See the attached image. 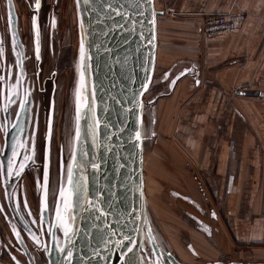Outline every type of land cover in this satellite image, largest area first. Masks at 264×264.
<instances>
[{
	"label": "water",
	"instance_id": "obj_1",
	"mask_svg": "<svg viewBox=\"0 0 264 264\" xmlns=\"http://www.w3.org/2000/svg\"><path fill=\"white\" fill-rule=\"evenodd\" d=\"M78 7L86 37L82 69L87 104H79L82 112L77 127L81 140L75 142L73 156L78 163L72 160L71 174L77 183L81 175L78 168L85 166V184L82 200L75 205L76 216L71 221L68 207L65 210L72 185L60 186L59 193L63 191L65 197L59 195L51 218L48 184L45 197L43 183L39 225L45 234L40 239L26 221L19 219L12 197L17 192L14 183L23 172L16 175L19 156L9 167L13 150L21 153L14 142L4 144L0 157L5 199L20 228L45 251L47 264H130L132 253L128 249L133 247L135 264H143L145 232L157 249L146 225L143 121L144 98L155 80L158 18L162 13L155 0H81ZM178 79L179 76L172 80L170 90ZM7 151L11 154L8 159ZM49 168L47 146L44 174L48 180ZM71 200L73 207V194ZM18 243L30 264H35L25 242ZM161 251L172 264H181L171 253Z\"/></svg>",
	"mask_w": 264,
	"mask_h": 264
},
{
	"label": "crops",
	"instance_id": "obj_2",
	"mask_svg": "<svg viewBox=\"0 0 264 264\" xmlns=\"http://www.w3.org/2000/svg\"><path fill=\"white\" fill-rule=\"evenodd\" d=\"M155 5L162 13L157 65L170 68L165 79H179L169 95L154 101L153 93L154 130L147 133L174 139L173 145L165 142L169 137L164 144L157 139L164 158L165 147L179 144L177 165L181 158L191 171L175 176L166 166L167 185L173 188L182 179L190 193L184 195L195 206L212 203L211 235L215 230L223 235L226 223L227 241L264 245V0H155ZM235 12L248 17L238 29L217 37L200 33V16ZM184 158L195 161L204 186ZM0 264L10 263L0 258Z\"/></svg>",
	"mask_w": 264,
	"mask_h": 264
},
{
	"label": "rangeland",
	"instance_id": "obj_3",
	"mask_svg": "<svg viewBox=\"0 0 264 264\" xmlns=\"http://www.w3.org/2000/svg\"><path fill=\"white\" fill-rule=\"evenodd\" d=\"M18 3L20 9H23L25 14L26 25H28V23L29 25L31 24V28H33L32 32H34L33 26L35 25L40 29V49L42 52V54L39 53V56H42V63L40 61L37 66L32 61L35 55L33 42H26L28 46L25 48L27 57H31V59L30 66L26 63V66L23 67V72L26 76L33 77L36 72L40 70V74L43 76L44 80L43 83L39 84L35 89V95H37V97L34 96L35 105L38 104V107L45 113L44 111H47L46 107H53L52 102L50 104L53 96L56 109V115L54 116L56 135L54 132L53 146L56 147L58 153L60 151V154L63 149L65 156L63 159L66 166L64 175L62 179H58L60 162L58 157L55 158L58 156V153L54 148L52 168L53 181L52 189L49 193L50 215L51 218H53L59 197L60 186L63 184L64 187H66L68 166L70 163L73 164L72 160L75 153L77 120L79 121L82 112L79 104L83 107L87 104L84 74L83 84L81 78L83 73L82 65L84 64V59H81V46L83 43L85 58L86 37L84 35L77 0H41L38 10L35 7V0H20ZM0 6L4 13V0L0 1ZM199 30L200 33H203L200 25ZM40 63L41 67L39 66ZM168 71H171L168 67L163 68L159 64L156 66L154 83L144 98L145 122L143 121V132L146 130V134H143V150L144 192L147 211L146 225L148 226L150 236L153 238V242L157 249L155 250L148 233L145 232L141 249L143 264H172L164 257L161 250L171 253L181 264H264V245L242 244L235 239H232L235 240L232 243L227 241L226 223L223 225V227H225L223 235L222 230H215V233L211 235L212 227H215L210 217V213L214 209L212 203H209L207 205L208 207L204 208L198 203L194 206L190 204V202L188 203L175 197V192L182 193L181 195L185 197L188 196L184 195V193L190 194L185 186H182L184 182L182 179L179 180L178 184L174 185L173 188L167 185L169 181L167 179V173L164 171L166 166L168 173L173 172L175 176L181 174L180 172L184 175L191 172L190 169H186L181 158L177 165L178 158L176 155L179 154H176V150L181 152V146H179V144H177L178 147L173 146L174 148L172 149H167L165 147L164 158V147H159L157 139L164 144L163 141L169 136L155 137L152 135L149 136L150 133H147L148 131L151 132L152 129L154 130V127L151 128L152 122H150V111L152 107L149 106L153 93L156 92L157 99L155 98L156 100L154 99V101H157L160 97L167 96L172 92L170 90L172 79H165ZM176 71L177 70H173V75H177L178 71ZM51 78H53L55 85H52L53 81H51ZM161 80L164 82V88L158 92ZM11 103L12 107H19V102L14 103L13 98L11 99ZM167 122L171 123V116L170 119H167ZM176 122L177 121H174V124H176ZM46 124L47 122L42 126V135L46 130ZM2 137L3 134L0 135V143L4 147L5 142ZM44 140L43 138L42 141H13L15 144L18 143L21 152H23L25 146H32V151L29 154H31L32 160H34L35 163L33 164L29 161H27V163H29L30 166L33 164L32 169L36 174V167H41L42 164L40 163L41 160H39V157L43 154ZM173 141L175 140L169 137L165 142H168L169 145L172 143L173 145ZM1 145L0 157L2 154ZM184 160L185 162L187 161L186 163L193 166L195 178L198 180L199 184H203L204 186L205 181L200 174H197L199 169L195 166V161L193 159L187 160L186 158H184ZM174 164L175 166L172 167ZM71 171L73 173V165H71ZM23 178L26 192L20 190L19 193H14V202L21 211L27 225L33 229L38 237H42L44 231H42L39 225L40 194L37 192V195H35L36 179L34 175L32 176L28 173L24 175ZM190 178L192 180L194 177ZM55 180H57L58 183H56ZM17 182L18 180L16 179L14 187L17 185ZM58 184L60 185L56 188ZM65 189L66 188H64V190ZM22 190H24V188H22ZM207 192L209 194L206 192L204 193L213 198L212 193L210 191ZM54 198L55 206L53 204ZM74 201L75 199L73 200V207L72 205L68 206L71 221L72 218L74 220L76 214L75 205L77 206V204L76 201L74 204ZM220 211L222 212L223 209ZM202 215L204 217H202ZM66 217L69 219L67 211ZM198 221H203L210 227L211 231H209V236H207V232L204 231ZM216 226V229H218V227H220L219 223L216 224ZM69 227H71V224H69ZM18 240L25 242L35 264H47L48 260L45 251L41 247H37L13 220L7 207L0 173V258L10 264H16L15 261H13L14 259L20 264H30Z\"/></svg>",
	"mask_w": 264,
	"mask_h": 264
},
{
	"label": "flooded vegetation",
	"instance_id": "obj_4",
	"mask_svg": "<svg viewBox=\"0 0 264 264\" xmlns=\"http://www.w3.org/2000/svg\"><path fill=\"white\" fill-rule=\"evenodd\" d=\"M18 1L20 0H4V7H5L4 13L0 6V49H3V52L0 53V76L5 77L3 81H0V135L3 134L2 138H4L5 143L13 142L15 140H17L18 142H20V140L22 142L23 141L31 142L34 140L42 141L43 138L45 139L44 147H43L44 148L43 154L41 155V157H39V160H41L40 163L42 164H41V167L40 166L36 167L37 174L32 169L33 164L31 166L27 165L23 173L20 175L15 189L17 190L18 193L20 192V190L22 192L23 191L26 192L25 186L23 184V182H25L23 176L28 173L32 176L34 175L36 179L35 195H37V192L41 195L43 176L45 172L46 150L48 146L49 156H50L48 195H50L49 193L51 192L52 181H53L52 168H53L54 148H55V151L58 153V150L56 149V147L53 146V143H54L53 135L55 132V127H56L55 117H54L56 115V109L54 105L53 96H52V100L50 101V104L52 102L53 107H46L47 111H44L47 117L45 116V113H43V110H41L40 107H38V104L35 105L34 96L37 97V95H35V89L39 84L43 83V80H44L43 76L40 74V70L37 71L33 77L26 76L24 72H23V75H21L19 60L23 59V67L26 66L25 65L26 63H28V66H30L31 57H27V51L25 48H27L28 46L26 45V42L27 41L28 43H30L31 41L33 42V48H34L35 55H34V58H32V61L34 64L37 65L40 61L42 63V56L40 55L39 59H37L36 57L37 44L39 45V53L42 54V52L40 49V29L37 25H35L33 26L34 32H32L33 28H31V24L29 25L28 21H27L28 25H26L25 14L23 12V9H20ZM12 5H14V12L17 18L15 28L13 27L12 21L10 19V13L13 11ZM37 28L39 30L38 37L36 35ZM27 29H28V33H27ZM14 31L17 32V35L15 36L13 34ZM19 32H20V35H19ZM41 63L39 65L40 67H41ZM51 81H53V83L51 82L52 85H55L53 78H51ZM13 89H15V92H16L15 95L13 94ZM25 97H27V100L29 102L28 103L29 110L27 112L22 111L20 107H12V103H11L12 98L14 99V103L19 102V105H21L24 103ZM45 122H47L46 130L44 131V134L42 135V126ZM13 125H15L16 127H13ZM55 135H56V132H55ZM41 136H42V140H41ZM1 148H2V154H3L4 147L2 146ZM10 155H11L10 152L7 151L6 158L7 156H10ZM57 157L60 162L58 179L59 178L62 179L64 175L65 167H66L64 160H63L64 158L62 157V150H61V154L59 151L58 156H56L55 158ZM29 162L31 163L32 160H29ZM0 171H1V167H0ZM10 181H11V177H9L8 179V182ZM55 182L58 183L57 180H55ZM59 185L60 184H58L56 188ZM22 188H24V190H22ZM174 196L188 203L190 202V204L194 205V202L191 199L185 196H182L180 193L175 192ZM12 201H13V209L15 211V214L19 216V219H21V221H23L24 223L25 221L21 214V211L18 209L17 205L14 202V195L12 197ZM7 207L12 215L13 220L15 221L13 209L9 207L8 203H7ZM49 207H50V204H49ZM198 223L201 225L202 222L198 221ZM201 226L208 227L205 225H201ZM206 229H210V228H206ZM44 234H45V230H44Z\"/></svg>",
	"mask_w": 264,
	"mask_h": 264
},
{
	"label": "snow or ice",
	"instance_id": "obj_5",
	"mask_svg": "<svg viewBox=\"0 0 264 264\" xmlns=\"http://www.w3.org/2000/svg\"><path fill=\"white\" fill-rule=\"evenodd\" d=\"M80 2H81V0H77L78 4ZM84 2L87 3V2H89V0H84ZM35 7H36L37 10L40 8V0H35ZM12 8H13V11L10 13V19L12 21L13 27L15 28V25H16V22H17V18L15 16V12H14V5H12ZM13 34L15 36V35H17V32L14 31ZM36 35H37V37L39 36L38 28L36 30ZM84 51L85 50H84V46H83V43H82V46H81V59L82 60L84 59ZM2 52H3V49H0V53H2ZM36 57H37V59H39V45L38 44H37V47H36ZM19 64H20L21 75H23V59L19 60ZM81 78H82V84H83V73H82V77ZM4 79H5V77L0 76V81H3ZM13 94L14 95L16 94L15 89H13ZM28 103L29 102L27 100V97H25L24 103L19 105V107L22 109V111L27 112L29 110ZM18 119H19V117H18ZM13 127H16V126L13 125ZM137 139H139V134H137ZM75 140L77 142H79L81 140L79 126L77 127L76 132H75ZM31 151H32V146L31 145L25 146L22 153H17L15 150H13V160L9 161V167H11L13 165V163H14L15 159L17 158V156H19L20 160H21V163L19 164V168L16 171V175L17 176H19L20 173L24 171L26 162L29 161V160H32V156L29 154ZM73 159H74L75 163H78V161L75 160V157H73ZM32 163L34 164L35 161L32 160ZM0 167H2V165H0ZM9 175H11V173H9ZM43 183H44V186H45L44 194H45V197H47V184H48V175H47V173H45L44 176H43ZM67 183L69 185H72L73 190L75 192H79L81 190V188H82L81 184H79V183H77V182H75L73 180L71 172L68 173ZM59 195H60V197L62 199L65 197V193L63 191H61L59 193ZM71 196H72V191H69L68 192V201H69V203L71 201ZM53 204L55 206V198H54ZM45 207L47 208V205H45ZM67 207H68V205H65V210H67ZM128 252L132 253V255L129 256V258H128L129 261H130V264H135L136 257H135V254H134V247L133 248H129Z\"/></svg>",
	"mask_w": 264,
	"mask_h": 264
},
{
	"label": "built area",
	"instance_id": "obj_6",
	"mask_svg": "<svg viewBox=\"0 0 264 264\" xmlns=\"http://www.w3.org/2000/svg\"><path fill=\"white\" fill-rule=\"evenodd\" d=\"M244 12L200 16V28L207 37L227 35L241 27L247 20Z\"/></svg>",
	"mask_w": 264,
	"mask_h": 264
},
{
	"label": "bare ground",
	"instance_id": "obj_7",
	"mask_svg": "<svg viewBox=\"0 0 264 264\" xmlns=\"http://www.w3.org/2000/svg\"><path fill=\"white\" fill-rule=\"evenodd\" d=\"M86 102V101H85ZM62 157L64 158L65 156H64V152H63V149H62ZM147 159V158H146ZM71 163L69 164V166H68V173L69 172H71ZM78 171H79V174L81 173V175L78 177V183L79 184H81L82 185V188H81V190L79 191V192H75L74 190H73V199H75V201H76V204H78L79 202H81V200H82V195H83V193H82V191H83V187H84V184H85V182H84V180H85V166H82V167H79L78 168ZM144 196H145V194H144ZM70 203H71V201H70ZM70 203H69V205H70ZM75 216H76V214H75ZM183 254V253H182ZM181 254V255H182ZM185 256V255H184ZM187 256V255H186ZM184 259V258H183ZM189 259V258H188ZM191 259V258H190Z\"/></svg>",
	"mask_w": 264,
	"mask_h": 264
}]
</instances>
